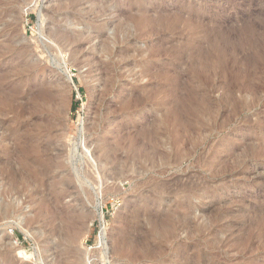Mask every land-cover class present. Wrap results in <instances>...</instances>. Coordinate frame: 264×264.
<instances>
[{
	"label": "rangeland",
	"instance_id": "rangeland-1",
	"mask_svg": "<svg viewBox=\"0 0 264 264\" xmlns=\"http://www.w3.org/2000/svg\"><path fill=\"white\" fill-rule=\"evenodd\" d=\"M68 1L0 0V264H264V0Z\"/></svg>",
	"mask_w": 264,
	"mask_h": 264
},
{
	"label": "bare ground",
	"instance_id": "bare-ground-1",
	"mask_svg": "<svg viewBox=\"0 0 264 264\" xmlns=\"http://www.w3.org/2000/svg\"><path fill=\"white\" fill-rule=\"evenodd\" d=\"M2 1V0H1ZM4 2V1H3ZM12 2V1H11ZM8 3H10L9 1H8ZM13 3V2H12ZM83 3H85V1H81V0H77V1H74V0H69L68 1V4H69V8L71 9V10H74V9H76V6H78L79 5V7H80V4L82 5ZM2 4V3H1ZM4 4V3H3ZM2 7H3V5H2ZM142 7V6H141ZM59 9V8H58ZM65 9V8H64ZM138 9H139V7H138ZM60 10V9H59ZM71 10H70V12H71ZM55 11V10H54ZM141 11V10H140ZM119 30V29H118ZM59 32H61V31H59ZM57 34V33H56ZM56 34H54V35H56ZM53 35V36H54ZM72 35H65V34H61L60 35V39L61 40H63V42H66V43H75L74 41H75V38H73V37H71ZM54 37H56V36H54ZM58 37V36H57ZM59 38V37H58ZM57 38V39H58ZM59 39V40H60ZM60 40V41H61ZM59 41V42H60ZM77 41V40H76ZM62 42V41H61ZM65 43V44H66ZM108 43V42H107ZM69 45V44H68ZM160 46V45H159ZM114 50V49H113ZM123 55V54H122ZM155 61V60H154ZM229 65V64H228ZM104 68V67H103ZM107 69V68H106ZM105 70V69H104ZM34 71V70H33ZM239 72V71H238ZM29 74V73H28ZM30 75H31V73H30ZM22 76H24V75H22ZM28 76V75H27ZM105 76V75H104ZM23 79V78H22ZM21 79V80H22ZM27 81V80H26ZM32 81V80H31ZM28 82V81H27ZM26 83V82H25ZM33 83V82H32ZM34 84V83H33ZM29 86H30V84H29ZM38 86V85H37ZM157 86V85H156ZM28 87V86H27ZM34 87V86H33ZM157 88V87H156ZM159 89H160V87H159ZM38 90V89H37ZM36 90V91H37ZM144 91V90H143ZM158 92V91H157ZM36 93V92H35ZM33 94V93H32ZM32 96H34V95H32ZM50 96V93L47 91V90H45V89H40V90H38V92L36 93V98L35 99H37V100H39V101H41V102H44L48 97ZM130 96V95H129ZM135 96V95H134ZM133 96V97H134ZM138 96V95H137ZM136 97V96H135ZM141 97V96H140ZM7 100H8V98H7ZM27 100V99H26ZM9 102H10V99L8 100ZM133 103V102H132ZM24 104H25V102H24ZM18 106H19V104H18ZM48 106V105H47ZM58 107V106H57ZM26 108V107H25ZM52 108V107H51ZM27 109V108H26ZM44 109V108H43ZM55 109V108H54ZM58 109V108H57ZM59 110V109H58ZM22 111V110H21ZM61 111V110H60ZM26 112V111H25ZM47 112V111H46ZM44 114V113H43ZM29 115V114H28ZM42 115V114H41ZM46 115V114H45ZM44 117V116H43ZM46 119V118H45ZM44 120V119H43ZM46 121V120H45ZM46 123H47V121H46ZM22 125V124H21ZM118 131V130H117ZM122 131V130H121ZM163 131V130H162ZM115 133V132H114ZM121 133V132H120ZM123 133V132H122ZM153 134V133H152ZM158 136V135H157ZM126 137V136H125ZM154 139V138H153ZM81 142V140H80V138L78 137V140L77 141H75V142H73L72 144H70V147H69V155H68V162L70 163V166H71V168L74 170V172H76V168H75V165H74V155H75V152L77 151V147H78V145H80L79 143ZM128 144V143H127ZM55 146V145H54ZM113 146V145H112ZM79 148V147H78ZM114 148V147H113ZM53 149H55V148H53ZM102 149V148H101ZM158 149V148H157ZM105 150V149H104ZM78 153V152H77ZM58 154V153H57ZM77 155V154H76ZM118 156V155H117ZM77 157V156H76ZM81 157V156H80ZM106 157V154H105V156H104V158ZM124 157V156H123ZM82 158V157H81ZM80 158V159H81ZM119 158V157H118ZM168 158V157H167ZM54 160V159H53ZM112 160V159H111ZM104 161V160H103ZM123 161V160H122ZM119 162V161H118ZM121 162V161H120ZM57 163V162H56ZM75 163H76V161H75ZM68 164V163H67ZM80 164V163H79ZM121 164V163H120ZM123 164V163H122ZM151 164H153L152 162H151ZM76 167H77V165H76ZM64 170V169H63ZM69 170V169H68ZM18 171V170H17ZM16 171V172H17ZM20 171V170H19ZM73 172V171H72ZM77 173V172H76ZM19 175V174H18ZM23 176H25V175H23ZM16 177H18V176H16ZM26 177V176H25ZM76 177V176H75ZM24 178V177H23ZM81 176L80 175H78L77 176V181L80 183V181H81ZM19 179V178H18ZM28 182V181H27ZM82 182V181H81ZM30 184V183H29ZM50 184V183H49ZM64 185V184H63ZM48 186V185H47ZM67 186V185H66ZM98 187H97V185H95L94 187H93V189H94V193H95V195L98 197V195H99V193H98V189H97ZM20 189V188H19ZM22 189V188H21ZM48 189V188H47ZM20 192V191H19ZM21 193V192H20ZM20 193L18 194V195H20ZM36 194V193H35ZM74 195V194H73ZM50 197V196H49ZM59 197V196H58ZM67 197V196H66ZM60 199H61V197H60ZM72 199H74V197H72ZM71 199V200H72ZM156 199V198H155ZM52 200V199H51ZM79 200V199H78ZM53 201H55V199H53ZM156 201V200H155ZM17 202H18V200H17ZM79 202V201H78ZM77 201H75V203H77V204H79L80 205V210L78 211V215H77V217L78 218H83V219H85V220H87V219H90V217L91 218H93L92 216H88V213H86V210L84 209V205L83 204H80V203H78ZM82 202V201H81ZM157 202V201H156ZM53 203H55V202H53ZM154 204V203H153ZM54 205V204H53ZM74 205V204H73ZM57 206V205H56ZM77 206V205H76ZM97 206V208L94 206V208H95V210L97 211V216L99 217V218H102L101 217V215H100V213L98 212V206H99V204H97L96 205ZM190 207V206H189ZM189 207H188V209H189ZM52 208V207H51ZM65 208V207H64ZM192 208V207H191ZM22 209V208H21ZM66 209V208H65ZM157 209V208H156ZM8 210V207L7 206H4V211H7ZM58 210H63V209H58ZM57 210V211H58ZM72 210V209H71ZM70 210V212H69V214L67 215V217L66 218H63L64 217V215L63 216H61L60 215V213L62 212H56V210H54V212H53V215H54V219L55 220H59L60 221V226H58V228H59V230H60V232L63 230L64 231V233H62V239L65 241V242H70V244L72 243V241H73V239L76 237L75 235H76V233H78V231H83V236L82 237H84L85 235H86V233L88 232V225L90 224V222L88 223L87 222V225L85 226V228H84V225H85V222H83L82 223V225H80L79 226V222H78V224L75 222V221H72L73 220V217L74 216H72V214H70L72 211ZM157 210H159V209H157ZM23 211V210H22ZM21 211V212H22ZM66 211H67V209L64 211V214L66 213ZM138 211V210H137ZM188 211V210H187ZM191 211V210H190ZM47 212V211H46ZM146 212V211H145ZM204 212V211H203ZM90 213H91V211H90ZM132 213V212H131ZM149 214L151 213V212H148ZM12 214H13V212H12ZM45 214V213H44ZM92 214V213H91ZM161 214V213H160ZM192 214H193V212H192ZM50 215V214H49ZM140 215H142V214H140ZM152 215V214H151ZM151 215H149V217H152ZM194 215V214H193ZM43 216V215H42ZM76 216V215H75ZM88 216V217H87ZM123 216V215H122ZM125 216V215H124ZM160 216V215H159ZM41 217V216H40ZM47 217H49V216H47ZM51 217V216H50ZM142 217H143V215H142ZM163 217H165L164 215H163ZM174 217V216H173ZM52 218V217H51ZM153 218V217H152ZM151 218V219H152ZM155 218V217H154ZM161 218V217H160ZM159 218V219H160ZM25 220V219H24ZM54 220V221H55ZM101 220V219H100ZM154 220H156V219H154ZM41 221V220H40ZM46 221V220H45ZM58 221V222H59ZM81 221V220H80ZM193 221V217L191 216V215H189V217L187 218V224H188V222L189 223H191ZM42 222V221H41ZM62 222V223H61ZM148 222V221H147ZM76 223V224H75ZM169 223V222H168ZM28 224V223H27ZM58 225V224H57ZM19 227V229H21L23 232H24V234L26 235V237H31V236H33V235H35V232L34 231H32V230H30V229H28V227H26L25 226V224H23V218L19 215V214H17L16 215V227ZM48 226V225H47ZM144 226V225H143ZM142 226V227H143ZM159 226V225H158ZM157 226V227H158ZM189 226H191V225H189ZM205 226V225H204ZM17 227V228H18ZM161 227V226H160ZM141 227H139V229H140ZM48 229V228H47ZM103 229V228H102ZM158 229V228H157ZM160 229V228H159ZM158 229V230H159ZM170 229V228H169ZM186 229V228H185ZM190 229H191V227H190ZM194 229V228H193ZM205 229V228H204ZM209 229V228H208ZM54 230H56V228H54ZM181 231V230H180ZM186 231V230H185ZM189 231V230H188ZM209 231V230H208ZM76 232V233H75ZM187 232V231H186ZM189 232H191V231H189ZM58 233V232H57ZM173 233V232H172ZM195 233V232H194ZM64 234V235H63ZM75 234V235H74ZM158 234V233H157ZM208 234V233H207ZM106 233H104V231L103 230H101V231H99V234H98V244L99 245H102V243L103 242H106ZM175 235V234H174ZM201 235V234H200ZM57 236V235H56ZM79 236V235H78ZM54 237V236H53ZM174 237V236H173ZM55 238V237H54ZM77 238V237H76ZM131 239V238H130ZM139 239H141V238H139ZM59 240V239H58ZM75 240H77V239H75ZM82 240V239H81ZM136 241V240H135ZM131 242V241H130ZM133 242V241H132ZM131 242V244L133 245V243ZM67 243V244H68ZM98 245V246H99ZM57 246V245H56ZM71 246V245H70ZM129 246V245H128ZM134 246V245H133ZM50 247V246H49ZM54 250H55V247L53 248ZM89 250V249H88ZM88 250L87 249H85L84 251H83V257H82V264H92L91 262V259H90V256H89V252H88ZM103 250H104V248H100V254L103 256ZM104 253H105V251H104ZM136 253H138V252H136ZM20 254L22 255V254H27V252L24 250V249H20ZM36 254V253H35ZM38 254V253H37ZM59 254V253H58ZM70 254V253H69ZM135 254V253H134ZM81 255V254H80ZM20 256V255H19ZM43 255H42V248H40L39 247V254L37 255V257L39 258V259H42V260H44V258L42 257ZM82 256V255H81ZM136 256V255H135ZM61 257V256H60ZM37 258V259H38ZM183 258V257H182ZM58 259V258H57ZM62 259V258H61ZM64 259H66V258H64ZM188 259V258H187ZM197 261V260H196ZM49 264H52V262H50ZM54 264H56V262L54 263ZM58 264H62V260L61 261H59L58 262ZM105 264V263H104Z\"/></svg>",
	"mask_w": 264,
	"mask_h": 264
},
{
	"label": "built area",
	"instance_id": "built-area-1",
	"mask_svg": "<svg viewBox=\"0 0 264 264\" xmlns=\"http://www.w3.org/2000/svg\"><path fill=\"white\" fill-rule=\"evenodd\" d=\"M77 93H78V91H77Z\"/></svg>",
	"mask_w": 264,
	"mask_h": 264
}]
</instances>
